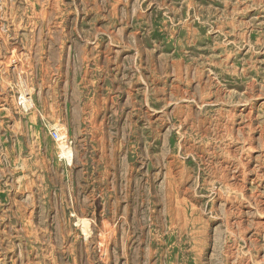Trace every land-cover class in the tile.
Returning a JSON list of instances; mask_svg holds the SVG:
<instances>
[{
	"label": "rangeland",
	"instance_id": "1",
	"mask_svg": "<svg viewBox=\"0 0 264 264\" xmlns=\"http://www.w3.org/2000/svg\"><path fill=\"white\" fill-rule=\"evenodd\" d=\"M0 264H264V0H0Z\"/></svg>",
	"mask_w": 264,
	"mask_h": 264
},
{
	"label": "bare ground",
	"instance_id": "2",
	"mask_svg": "<svg viewBox=\"0 0 264 264\" xmlns=\"http://www.w3.org/2000/svg\"><path fill=\"white\" fill-rule=\"evenodd\" d=\"M23 104L26 106H31V100H24ZM69 141H66V136L65 133L62 131V142H60V150H61V155L67 160L71 161V148L69 146ZM87 221V220H86ZM85 221V222H86ZM88 223V222H87ZM85 225V224H84ZM87 227V226H86Z\"/></svg>",
	"mask_w": 264,
	"mask_h": 264
},
{
	"label": "built area",
	"instance_id": "3",
	"mask_svg": "<svg viewBox=\"0 0 264 264\" xmlns=\"http://www.w3.org/2000/svg\"><path fill=\"white\" fill-rule=\"evenodd\" d=\"M54 139L57 141H61L62 140V136L59 132H54Z\"/></svg>",
	"mask_w": 264,
	"mask_h": 264
}]
</instances>
